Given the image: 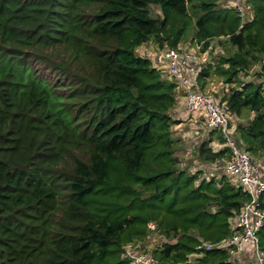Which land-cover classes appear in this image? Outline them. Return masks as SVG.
Instances as JSON below:
<instances>
[{"label":"trees","instance_id":"1","mask_svg":"<svg viewBox=\"0 0 264 264\" xmlns=\"http://www.w3.org/2000/svg\"><path fill=\"white\" fill-rule=\"evenodd\" d=\"M245 3L250 17L216 0H0V264H128L123 245L150 223L164 264H236L202 247L227 238L250 201L212 171L229 158L226 140L214 130L194 142L191 169L171 132L176 85L135 50L151 38L176 49L193 14L198 42L235 48L216 75L230 82L253 65L261 75L264 0ZM212 69L198 73L201 87ZM221 101L250 115L235 124L237 145L264 153V80ZM259 239L264 250V226Z\"/></svg>","mask_w":264,"mask_h":264},{"label":"built area","instance_id":"2","mask_svg":"<svg viewBox=\"0 0 264 264\" xmlns=\"http://www.w3.org/2000/svg\"><path fill=\"white\" fill-rule=\"evenodd\" d=\"M235 1L238 2L236 10L240 15L250 17L239 9V1L245 0ZM149 58L162 77L173 82L182 93L184 112L201 117L206 132L218 130L224 136L229 158L218 160L215 167L250 196V201L245 202L233 218L232 233L217 243L205 242L202 247L206 250L214 247L227 249L235 263H241L240 256L249 252V257L255 264H264V250L259 244V231L264 226V209L257 203L258 196L264 193V178L251 155L235 142V132L229 126L232 116L227 103L210 93L202 92L197 87L199 68L195 67L196 58L192 51L168 47L157 56ZM149 228L154 230V225L150 223ZM140 243V241H130L123 245L121 257L128 264H164Z\"/></svg>","mask_w":264,"mask_h":264},{"label":"rangeland","instance_id":"3","mask_svg":"<svg viewBox=\"0 0 264 264\" xmlns=\"http://www.w3.org/2000/svg\"><path fill=\"white\" fill-rule=\"evenodd\" d=\"M239 9L244 12L243 14H248L251 16V13L249 11V5L245 3V1H239ZM243 3V4H242ZM216 4L224 7H232L235 9H238L236 6L238 5V2L235 0H216ZM192 12V10H190ZM150 13L151 16H158L160 14L159 9L155 6L150 7ZM195 17L193 14H191V23L189 25V29L186 32L185 36L181 40V42L178 45L179 50H189L192 51L196 61H195V67L199 68V72L205 67L211 66L212 73L210 78L206 81V83L201 87V83L196 81L197 87L201 89L204 93H210L217 98H222L224 94L229 92L231 87H236L238 84L242 81H248V80H255V81H262L264 80V73L262 72L261 75H254L259 74L257 70H260L259 65H253L250 69L249 74H245L243 72H239L236 77L231 79L230 82H227L224 77L216 75L214 73V68L218 65L219 60L222 57H228L231 56L234 53L235 48L231 46L225 38H215L211 39L209 41L208 46L206 47L203 42H198L196 39L194 33H195ZM210 47V49H209ZM168 48L166 44L163 46L159 45L154 38H151L149 41L145 42L141 46L136 48V53L139 55L146 56L149 55V57L153 58L154 56H157L160 54L163 50ZM178 91L179 96L182 95V93ZM172 115L177 118V120L180 121V123L173 125L171 127V132L173 133L174 138H179L181 140L182 144V152H178L179 156L185 160V162H189L190 168L194 169L198 166V162L194 160L195 156L192 158L191 153H193V143L203 140L204 138L207 139V132L204 130V123L201 117L192 115L195 119L190 121L189 118H193L190 116V114H187L186 112H182L180 114L178 113H172ZM248 116H250L248 113H245L244 118H237V117H231L229 121V126L232 127L233 123L236 124V122H240L243 119H246ZM190 122H194L196 124V128L194 125H190ZM187 145V147L185 146ZM211 146L214 149L220 148L224 146V144H220L217 141H212ZM189 159H186L187 156ZM253 159L255 161L263 160L264 162V153H262L260 156H254ZM257 163V162H256ZM214 172H220V169L218 167H214L212 169ZM220 174V173H219ZM162 239L156 234L155 231L151 230L148 232V235L145 237L144 240L140 241L141 245L151 252L154 251V249L159 248L161 244ZM195 256L194 254L190 255V257ZM245 264H253L250 260H247Z\"/></svg>","mask_w":264,"mask_h":264},{"label":"crops","instance_id":"4","mask_svg":"<svg viewBox=\"0 0 264 264\" xmlns=\"http://www.w3.org/2000/svg\"><path fill=\"white\" fill-rule=\"evenodd\" d=\"M151 61H152V60H151ZM152 63H153V62H152ZM153 64H154V63H153ZM177 93H178V92H177ZM175 112L178 113V114L184 112L182 96H179V97H178L177 103H176V105L174 106V108L172 109L171 114H172V113H175ZM190 116H192V115H190ZM192 117H193V116H192ZM194 119H195L194 117H193V118H189L190 121H192V120H194ZM189 124H190V125H194L195 128L197 127L196 124H194V122H190ZM231 129L235 132V123H233ZM186 146H187V145H186ZM257 164H258V166H259V168H260L261 175H262V177L264 178V162H263V160H259V161H257ZM229 221H230V223L232 224L233 218H231ZM249 256H250L249 252H248L247 254H243L242 256H240V258L242 259V260L240 261L241 263H236V264H245V263L247 262V260H250L253 264H255V263L253 262L254 260H252V258H250Z\"/></svg>","mask_w":264,"mask_h":264}]
</instances>
